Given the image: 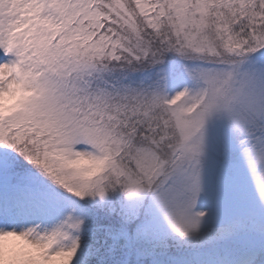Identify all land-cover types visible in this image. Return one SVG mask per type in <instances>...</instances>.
Masks as SVG:
<instances>
[{"label":"snow or ice","instance_id":"snow-or-ice-1","mask_svg":"<svg viewBox=\"0 0 264 264\" xmlns=\"http://www.w3.org/2000/svg\"><path fill=\"white\" fill-rule=\"evenodd\" d=\"M0 264H264V0H0Z\"/></svg>","mask_w":264,"mask_h":264}]
</instances>
